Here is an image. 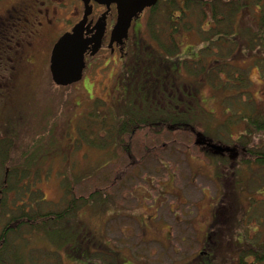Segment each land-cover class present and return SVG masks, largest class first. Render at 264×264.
Returning a JSON list of instances; mask_svg holds the SVG:
<instances>
[{"label": "rangeland", "instance_id": "obj_1", "mask_svg": "<svg viewBox=\"0 0 264 264\" xmlns=\"http://www.w3.org/2000/svg\"><path fill=\"white\" fill-rule=\"evenodd\" d=\"M224 1L231 2L232 0ZM40 3L34 15L36 19L41 17V20H43L45 18L44 9L50 8L51 5L48 2L46 4L43 3V5ZM212 5L213 2L211 0L209 3H203L201 7L192 1H187L186 6H189V8H186L187 12H185L184 16H181L177 7H167L165 0H159L154 9L147 10L140 19L143 26V35L147 41L155 45V41L159 38L165 51L163 55L169 57L171 61L180 66V70L184 74L179 76L181 81L186 79L193 83V81H196L195 78L198 80V74H195L200 70L198 63L201 64L203 62L204 66H211L214 64V60L222 59L221 55L229 62L234 63V58L231 55L233 47L225 42L226 37H223L222 41L224 43L221 41L214 42L212 43L213 47L210 45L209 51H202L203 38L207 35L202 32L201 27L205 30L209 25L213 24L212 19L206 16L210 14ZM60 7L64 15H59L60 20L55 21L54 24H49L52 26V30L48 29L47 32H42L41 36L36 38L37 40L44 38V43L50 42L49 32L53 31V35L56 32L58 34L67 27L68 23L64 19L68 16L72 6L69 5L67 7L65 5ZM205 13L207 14L205 15ZM34 15L30 19L27 30L35 31L36 33L38 25L35 26ZM258 15L259 8L257 6L244 11L240 10L236 14L235 20H237V23L235 27H240L244 30L245 28L242 25L246 21L248 22V19L253 23V20L256 21ZM44 22L45 26L49 27L47 25L48 22ZM150 23H153L154 29L159 34L158 38L152 35ZM174 24L177 26L176 30L172 29ZM217 27L222 33L224 26L217 25ZM178 41L182 42V45L176 46L179 44ZM154 45V49L158 51ZM1 60L4 65H9L6 58ZM235 61L239 67L236 68V65L225 66L223 75L229 76V71L231 70L239 69L243 71L253 81L250 85L253 100L255 98L257 106L260 109H264V92H262L264 82L259 76L256 63L254 60L247 61H252L250 66L242 63L238 54L235 57ZM254 63L255 65H253ZM33 65L43 66V59L39 58ZM220 67L222 68V66ZM42 75L45 76L44 74ZM88 77L91 85L89 92L95 99L93 101H84L77 109L76 114L88 116L93 120L92 124L96 132L93 134L94 137L89 139L92 147L83 146L73 150L71 153L73 163L66 166L68 168L73 167L72 171L77 173V175L93 167L92 174L96 187H103L106 180L109 182L114 174L115 182L108 191L111 193V202L110 200L104 201V206H101L99 211L108 209L110 203H112V208L115 207L114 209L126 211L127 215L123 216L112 214L111 219L107 222L109 228L104 231L105 237L112 243L115 250L136 264H167L168 259L170 261L173 257L172 247H181L179 244L180 230L186 231L187 236L191 238V240L188 239V242L193 244L194 230L190 224L196 227V219L197 221L201 220L198 212L205 211L208 204L214 203L218 198H220L222 205L220 209L225 207L229 214L238 211L235 207L238 202L240 204L239 208L242 209L243 214L246 216L244 219L245 224L249 225L251 223L252 227L248 226L250 231L253 228L256 229L255 232L252 230L251 233H248L247 226L241 225L238 230L240 236L246 235L248 238L249 235L250 239L254 238L264 241V166L255 162L248 165L232 166L230 159L234 158L239 153L238 151L218 150L222 151V153L216 156L214 154L210 155L208 149L201 146L203 144L216 145L208 140L206 134H219L217 140L223 143V141L229 142L228 139L237 137L238 132L242 130L240 127H237L236 130L232 129L234 126H229L230 128H228L227 123L225 124V119L229 118V107L226 105L227 100L224 99L228 97L229 90H218L209 84L203 83L199 86L198 98L202 110L199 107L193 108V112H196L197 115L195 124L192 125L197 129H194L197 131L195 136L194 134L193 136L189 135L188 132L169 131L168 129L157 131L156 125H148L149 123L142 126L135 124L133 128H130L133 131L127 133L128 136L119 134L118 148L114 149L112 146L114 138L111 135L114 131L113 122L107 117H120L121 120H130L136 118L132 114L134 112H145L147 110L151 112L152 105L149 106L146 101L151 98L148 89V86L151 85L148 84L146 88H143V85L138 86L135 84V86H132L130 92L133 96L128 102L123 101V103H120L119 99L112 103H107L116 95L114 92L120 91L118 86L113 88V82L116 78V83L121 82L119 75L108 68V70L88 74ZM36 78L37 76L33 77V82ZM44 80L47 81L46 76ZM38 84H32L29 95L31 98L38 97L39 101L33 103L34 105L32 104L33 109L29 113L35 122L32 121L31 125L28 126V130H31L29 131L31 135L28 136L31 142V149H29L31 156L27 161L32 160L33 164L42 166L38 170L37 175L31 174V178L34 182L36 181V199L40 195L48 199V202L37 203L38 210L46 213L51 210L56 211L59 205L58 200L60 202L63 192H65L60 178L64 171L68 169L64 167L62 170L60 163L62 162L61 153L64 152L66 154L67 152L68 137L67 135L65 138L56 137L55 140L45 143L47 140L42 134L44 128L40 121H43L46 112L48 117L52 118L56 114L55 111L58 110L62 116H59L60 122L57 121V125L61 123L60 128L63 125L64 130H68V119H70V116H67L68 104H71L69 97L78 95L80 92L84 95L86 92L81 88L77 89L78 92L77 90H63L59 93L60 96L58 98L62 99V101L67 98L66 100L68 101H52L49 98L50 90L45 92L43 89L41 91ZM44 93L46 94L44 95ZM121 94L122 92L116 96V99L122 97ZM93 109L94 112L91 114ZM235 111L238 112L237 109ZM99 114H103L105 118L101 119ZM152 116L156 117L155 115ZM75 124L73 123V126H69V131L72 129L81 130L79 129L80 127L86 126L84 118L79 119V121L75 119ZM194 139H197V141L195 142ZM18 140L23 143V136H20ZM13 141L14 138H11L10 143ZM58 142L62 143L63 146L61 147ZM263 144L260 141L258 147L264 150ZM126 145L130 146L131 156L135 159L138 158V162L135 161L133 163L137 164H131L132 158L130 159L125 155L122 148L126 147ZM224 145L226 144L224 143ZM46 159L47 163L43 165L42 163ZM23 162V155H14L12 159L13 165H19ZM115 167H123V171L111 169ZM2 171L0 168V178ZM67 177H72V175L69 174ZM172 185H174L173 188ZM79 186L76 185L74 190H72L76 195L83 194L81 188H88L89 185L83 183V185ZM24 190L25 187L23 185L14 188L10 194L12 204L21 203ZM172 191H174V195L170 194ZM85 192L87 193L86 189ZM235 196L239 197L236 201H234ZM248 197L250 198L248 199ZM251 205H253L252 210L249 208ZM96 206H98V203H96ZM84 208L86 207L81 208L80 216L86 220L96 215H102L96 208L95 214L92 210H84ZM13 213L17 214L18 212L10 210V214ZM141 220L145 221L146 224H143ZM5 221L6 218L0 213V228ZM139 223L143 225V228L139 227ZM92 225L94 228L100 227L102 230L106 227V223L98 221L97 218H93ZM169 225L173 230L175 241L168 244L164 242V238ZM226 225L227 223H225L224 227ZM30 226H21L20 232L12 236L15 239V244L23 248L25 254L31 255L32 258H37V264H60L59 258L62 257L64 261L68 259L62 249L58 251L51 247L53 244L59 247L58 243L63 246L62 241L58 240L57 234L48 237L50 240L48 242L44 240V234H38L40 228L36 229V226L32 224L37 230V233H33ZM161 234L163 235L161 236ZM60 236L71 238V232L66 231ZM79 236L76 235V238H80L79 244L82 246L81 234ZM236 236L238 238V235ZM157 239L162 240V243L159 244ZM246 247H248L247 244L244 245V248ZM29 248L31 251H29ZM80 253L87 257L85 250L81 249V247ZM44 255L47 261L42 260ZM17 256L19 258L22 257L19 254ZM93 256H97V254ZM107 257L110 258V256ZM248 257L249 255H247ZM99 258L103 259L104 255H99ZM65 264H67L66 261Z\"/></svg>", "mask_w": 264, "mask_h": 264}, {"label": "flooded vegetation", "instance_id": "obj_2", "mask_svg": "<svg viewBox=\"0 0 264 264\" xmlns=\"http://www.w3.org/2000/svg\"><path fill=\"white\" fill-rule=\"evenodd\" d=\"M47 2L51 6L50 8L44 9L45 18L43 20H41V17L36 19L34 12H36L39 3L43 5V3L46 4ZM65 5L67 7L69 5L72 6L70 8L71 10L68 12V16L64 19V21L68 23L67 27L58 34L56 32L53 35V31L49 32L50 42L44 43V38L37 40L36 38H39L42 32H47L48 29L52 30V26L49 24H54L55 21L60 20L59 15H64L60 6ZM155 5L146 7L138 18L132 19L127 36L120 41H116L111 39V30L117 20L115 4H111L107 7L105 4H98L95 1H91L88 8L89 11H86L82 0H0V165H3V168L0 167L3 170L0 178V186L6 187L9 185L19 187L23 185L25 187L20 204H12L11 200L8 199L6 204L3 205L0 199V213L2 212L3 217L7 218L10 215V210H15V212L17 211L18 213L23 211L28 216L34 215L36 219L38 218L43 224L40 226L41 228L38 234H44V240L48 242H50L48 237L57 234L58 240L62 241L63 246L57 242L59 247L54 244L51 247H54V249L58 251L62 249L65 252L68 257V259H65L67 264H136L127 259L119 251L115 250L112 243L104 234V231L109 228L107 222L111 219V215H127L126 211L114 209L115 207L112 208V203H110L108 209L99 211L102 215L93 216L88 220L82 218L80 216L82 207H86L84 210L93 209L95 211L97 188L93 180V167L77 175V173L72 171L73 167L68 168L66 165H72L73 163L71 158L73 150L82 148L83 146L92 147L89 139L94 137L93 134L96 132L92 124L93 120L88 116L85 117L84 115L76 114L77 109L84 101H93L95 99L89 92L91 85L89 84L88 74L108 70V68H110L113 73H117L121 78L120 83H116L117 78L113 82V88L118 86L120 91L114 92L116 95L113 96L110 101H107V103H112L119 99L120 103H123V101L128 102L133 96L130 92V88L135 86V84L138 86L143 85V88H146L148 84L151 85L150 93L152 95H157V98H162V93L159 90L161 87L167 90L174 88L177 90L180 89L179 85L176 86L177 82H182L177 80L180 74V66H175L178 72L175 70L174 66L170 68L155 65L153 59L154 52L160 51L155 50L153 47L154 44H150L143 35V26L140 19L147 10H152ZM33 15L36 20L35 26L38 25L36 33L35 31L27 30V26ZM44 21L48 22L47 25L49 27L45 26ZM101 22L104 28L98 49L92 52L93 44L89 43L86 45V49L83 52L84 67L80 80L66 86L56 84L52 80L50 73V55L55 42L64 34L71 33L72 29L77 25H82V38L87 40L95 33L96 25ZM178 43L179 44L176 46L182 45V42L178 41ZM41 47L42 51L40 52ZM2 58H6L9 65H4L1 60ZM39 58L43 59L44 65H33ZM168 59L171 60L170 58ZM172 63L175 65L173 61ZM175 71L179 73L177 76ZM42 74L47 77V81L44 80L45 76ZM35 76H37V78L33 82L32 79ZM33 83H39L38 86L41 91H43V89L45 92L50 90L49 98L52 101H62L58 96H60L59 93L63 90H77L81 88L86 92L84 95L80 92L78 95L69 97L71 104H68L67 116H70V119H68V130H64L63 125L60 128L61 123L57 125V121L60 122L59 116H62L58 110L55 111L56 114H54L52 118H49L46 112L43 117L44 122L42 120L40 121L44 128L42 134L47 140L45 143L55 140L56 137L65 138L66 135L68 137L67 152L66 154L64 152L61 153L62 162L60 163V165H62V170L64 167L68 169L64 171L60 178L65 192H63V197L60 202L58 200L59 205L56 211L51 210L46 213L38 210L37 203L48 202V199L43 195H40L39 198L36 199V181L34 182L31 178V174L34 173V176L37 175L38 170H40L42 166L33 164L32 160L29 162L27 161L31 156L29 152V149H31V142L28 137L31 135V133H29L31 130H28V126L31 125L33 121L29 113L33 109V103L39 101L38 97H29ZM183 83H186V81ZM183 83L180 87L183 88L184 86L186 88ZM120 92H122V97L116 99V96L119 95ZM198 93V91H195L196 97H199ZM45 94L46 93H44V95ZM93 112L94 109L91 114H93ZM149 114L150 116L152 115L151 112ZM153 115L157 116V113H153ZM99 116L101 119L105 118L103 114H99ZM143 116L144 115L141 114V117ZM81 118L85 119L86 126L80 127L79 129L81 130L72 129L69 131V126H73V123L75 124V119L79 121ZM119 118L120 117H107V119H111L110 121L112 122H120ZM33 122H35V120ZM179 131L186 132V130ZM190 132L192 133H190L191 136H193V134L195 136L196 132L193 133L191 130ZM2 134L4 135L2 136ZM119 134H121L120 129H116L112 133V135H114V149L116 147L118 148ZM20 136L24 138L23 143L18 140ZM3 138H14V141L10 143V145H3ZM58 144H61V147L63 146L60 142H58ZM211 145L212 144H203L201 146L208 149L210 155L214 154L219 156L222 151L217 152V150L211 149ZM124 153L128 158H132L129 152L124 151ZM15 154L23 155L24 162L19 165H13L12 159ZM10 163L11 165H9ZM46 163L47 159L42 164L46 165ZM111 169L123 171V167ZM69 174H71L72 177H67ZM113 177L109 182H107V180L105 182L104 201L110 200L111 202V193L108 191L115 182V178ZM172 178L174 179V177ZM83 183L89 185L88 188H85L87 193L82 187L81 191L83 194L76 195L72 190H74L76 185H83ZM173 187L174 185H172V188ZM170 194L174 195V191L170 192ZM82 201H86L87 203H81ZM221 206L220 198H218L214 203L208 204L205 211L201 213L200 211L198 212V216L201 220L197 221L196 219V227L190 224L194 230L193 244L192 242H188V239L191 240V238L187 236L186 231L180 230L179 244L181 247H172L173 257L170 261L168 259L167 264H223L222 258L216 256V250L219 247L218 238L222 228L219 224L224 219L223 212H221L220 209ZM93 218H97L98 221L106 223L105 229L102 230L100 227L94 228L92 225ZM141 221L143 224H146L145 221ZM17 222H19V220H17ZM33 222L34 221L29 218L28 224L31 225V232L37 233L35 227L32 226ZM25 226L28 227L27 225ZM139 227L143 228V225L139 223ZM66 231L71 232V238L60 236ZM80 234L81 237L84 236L83 239H81L83 247L79 244L80 238H76V235L80 237ZM163 234H161V236ZM164 239V242L168 244L175 241L173 230L170 225L168 226V231L165 233ZM157 240L159 244L162 243V240ZM13 246V260L18 258V256L16 257V251H19V255L22 254L25 256L26 264L38 263V259L29 257L28 254L24 253L23 248L15 245V243ZM79 246L81 249L85 250V255H87V257L81 255ZM29 251H31L30 248ZM94 254H97L98 257L93 256ZM99 255H104V258H99ZM107 256H110V258ZM42 260L47 261L45 255ZM231 260L232 258L226 259L227 262ZM59 261L60 264H65L62 257L59 258Z\"/></svg>", "mask_w": 264, "mask_h": 264}, {"label": "trees", "instance_id": "obj_3", "mask_svg": "<svg viewBox=\"0 0 264 264\" xmlns=\"http://www.w3.org/2000/svg\"><path fill=\"white\" fill-rule=\"evenodd\" d=\"M187 1H192L199 7H201L203 3H209V1L204 0H165V3L167 4V7H177L180 11V15L184 16L185 12H187L186 8H189V6H186ZM211 1L213 2V5L210 8L211 12L208 15L205 13V15L212 19L213 24L209 25V27L205 30L201 27L202 32L207 35L203 38L204 44L201 47L202 51H209L212 43L214 42L221 41L224 43L222 40L224 39L223 37H226L225 42L229 43L233 47L231 55L234 58V63H231L223 58V55H221V60H214V64L211 66H204L203 62H201L202 65L198 63V65H200V70L195 73L198 74V80L195 78L196 81H193V83L190 80L187 82L186 79H183L182 82H177L176 86L179 85V90L175 88L167 90L161 87L159 90L162 93V98H157V95H152L150 93L151 98L146 101L149 103V106L152 105L151 114L153 115V113H157L156 117H153L152 115L150 116V111L148 110L145 112H131L136 118L130 120H121L119 118L120 122H113L114 125L112 123V126L114 127V130L120 129L121 134L126 135L128 132L130 133V131H133L130 128H133L135 124L142 126L147 125L148 123V125H156L157 131H162L163 129H168L169 131L186 130V133L188 132V134L191 135L192 133L190 130L197 132V129L192 126L195 124L197 116L196 112H193V108L199 107L202 110L199 99L195 96V91H198L199 86L202 85V83L209 84L218 90L230 91L227 95L228 97L224 99L227 100L226 105L229 107V118L227 117L225 119V124L227 123L228 128H230L229 126H234L232 129L236 130L237 127H240L242 130L238 132L237 137L234 139H228L229 142L223 141L222 143L220 140L218 141L217 138L219 134L210 135L205 133L208 136V140L218 146H221L225 150H234L239 152L236 156H234V158L230 159L232 166L240 164L248 165L253 162L264 166V150L258 147L260 141L264 143V109H260L257 106L255 98L253 100V94L250 90V85L253 81L239 69L229 71V76L223 75L225 66L236 65V68L239 67L235 61V57L238 54L242 63H246L249 66L252 64V61H247L254 60L259 70V76L264 82V0H232L231 2L224 0ZM254 6L259 8V15L256 18V21L253 20L252 23L248 19V22L246 21V23L242 25L245 28L244 30L240 27H235V24L237 23V20H235L236 14L240 10L244 11L249 8H254ZM154 7L152 9H154ZM217 25L224 26L222 33ZM175 26L176 25L174 24L172 29L176 30L177 26ZM150 27L152 35L155 38H158L159 34L154 29L153 23H150ZM154 46L161 52H154L153 59L155 61V65L170 68L174 66L175 70L178 71L177 67H175L178 66V64L175 63L174 65L172 61L168 59L169 57L163 55V52L165 51L162 48L159 38L155 41ZM255 63L253 65H255ZM220 66H222V68ZM176 71L175 73L177 76L179 71ZM186 74L190 75L189 73ZM181 75L184 74L180 70L179 76ZM177 80L181 81L179 77ZM185 81L186 83H183ZM182 83L185 84L186 88L184 86L183 88L180 87ZM148 89L150 92L151 86H149ZM262 92H264V88ZM228 99L230 100L228 101ZM235 109H237L238 112L235 111ZM141 114L144 116L141 117ZM225 124H223L224 127H226ZM3 135L4 134H2V136ZM112 138H114V135H112ZM209 141L207 142L210 143ZM10 142L11 138H3L2 144L10 145ZM224 143L226 145H224ZM122 149L123 151L131 153L129 145H126V147ZM135 161L138 162V158L135 159L132 156L131 164ZM0 167L3 168V165H0ZM15 187L16 186L9 185L6 187L0 186V199L2 200L3 205H5L6 201L10 199V194ZM96 188L95 203H98V206L95 205V208L99 211V208L103 206V195H105V193L104 186ZM238 198L239 197L235 196L234 201L238 200ZM249 198L250 197H248V199ZM81 203L87 202L82 201ZM252 206L253 205L249 206V208H251L250 210H252ZM235 207L238 211L231 212L230 214L225 210V207L221 208L224 219L219 224L222 228L218 238L219 247L216 250V256L222 258L223 264H264V241L254 238L250 239L249 235L248 238L246 235H239L238 230L241 225L247 226V228L248 226L252 227V225L251 223L249 225L245 224L244 219L246 216L243 214L242 209L239 208L240 204L238 202ZM228 215L230 216L228 217ZM29 218L34 221L32 224L36 226V229L41 228L40 226L43 225L34 215L28 216L23 211L18 214H10L9 217L6 218L5 223L2 224L0 228V264H26V258L22 254L21 258L18 257L16 260H13V245L15 243V239H13L12 236L20 232L21 226H30V224H28ZM17 220H19V222H17ZM225 223H227V225L224 227ZM252 230L255 232L256 229L253 228L251 231ZM248 231V233H251L249 228ZM236 235H238V238ZM83 237L84 236H82L81 239H83ZM246 244L248 247L244 248V245ZM18 252L19 251H16V257ZM247 255H249L248 258ZM28 256L31 257V255ZM230 258H232V260L227 262L226 259Z\"/></svg>", "mask_w": 264, "mask_h": 264}, {"label": "water", "instance_id": "obj_4", "mask_svg": "<svg viewBox=\"0 0 264 264\" xmlns=\"http://www.w3.org/2000/svg\"><path fill=\"white\" fill-rule=\"evenodd\" d=\"M86 11H89L91 1L98 4H105L109 7L116 5L117 20L111 30V39L120 41L127 36L128 28L132 19L139 17L146 8L156 4L158 0H82ZM210 1V0H204ZM82 25H77L71 33L61 36L53 45L50 55V73L52 80L59 85H69L81 78L84 67L83 52L86 45L92 43V52L98 49L99 41L103 33V23H98L95 33L87 40L82 38ZM211 148L224 150L221 146L211 145Z\"/></svg>", "mask_w": 264, "mask_h": 264}]
</instances>
